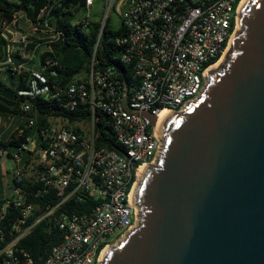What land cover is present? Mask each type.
Here are the masks:
<instances>
[{
    "label": "built area",
    "instance_id": "1",
    "mask_svg": "<svg viewBox=\"0 0 264 264\" xmlns=\"http://www.w3.org/2000/svg\"><path fill=\"white\" fill-rule=\"evenodd\" d=\"M95 1H86L85 12ZM243 1L122 0L117 10L128 29L121 40L125 45L123 60L132 63L138 82L125 88L118 76H112L111 68L95 71L92 67L87 78L68 88L69 107L79 102L88 104L91 119L67 125L63 117H54L44 131V146L31 137L23 145L35 162L37 174L30 180H39L43 191L56 192L61 202L77 194L96 200L89 212L58 218L63 238L44 264H103L110 244L115 246L136 227L141 213L134 202L136 185L143 167L155 163L165 146L159 130L160 115L184 110L205 91L208 71L219 67L217 63L239 31ZM20 21L21 15L15 14L12 21L0 24V35L9 41L3 64L18 70L25 66L14 63V51H23L25 58L33 57L25 50L30 39L18 30L25 24ZM2 69L0 65V73ZM23 108L31 110L30 104ZM96 110L110 115L122 150L98 143ZM145 111L157 115L156 123L144 115ZM13 161L12 173L3 180L5 203L0 218L7 206L16 208L19 218L9 229L0 227V264H32L30 255L17 245L34 226L30 220L37 203L31 196L42 191L25 189L22 182L28 173L21 155L15 153Z\"/></svg>",
    "mask_w": 264,
    "mask_h": 264
},
{
    "label": "water",
    "instance_id": "2",
    "mask_svg": "<svg viewBox=\"0 0 264 264\" xmlns=\"http://www.w3.org/2000/svg\"><path fill=\"white\" fill-rule=\"evenodd\" d=\"M240 11L205 91L160 125L164 149L135 188L139 223L103 264H264V0Z\"/></svg>",
    "mask_w": 264,
    "mask_h": 264
},
{
    "label": "trees",
    "instance_id": "3",
    "mask_svg": "<svg viewBox=\"0 0 264 264\" xmlns=\"http://www.w3.org/2000/svg\"><path fill=\"white\" fill-rule=\"evenodd\" d=\"M86 1L0 0V24L4 20L12 21L15 14H20L21 23L29 21L39 28L38 35L30 36L32 40L25 48L33 55L31 59L25 58L23 51L12 53L14 63L24 64L22 70L15 69L12 64H3L8 58L9 41L0 35V65H3L0 73V116H16L20 120L17 128L0 138V213L5 203L2 162L4 159L13 160L14 154L18 153L28 173L22 185L28 191H42L36 197L31 196L37 203L36 213L30 220L34 226L17 245L30 255L32 264H44L52 248L62 240L58 218L62 214L89 212L96 205V200L77 194L61 202L56 192L43 191L39 180H30L37 172L29 150H25L23 145L31 137L44 146V131L54 117H63L68 121L67 125L91 119L88 104L79 102L74 108L69 107L71 96L68 88L71 83L87 78L92 67L95 71L111 68L112 76H118L125 88L138 82L132 63L123 60L125 45L121 40L128 34V29L117 12V4H113L112 12L118 15L119 20L108 15L103 25V15L98 19L80 16L86 11ZM18 30L24 35L22 27L18 26ZM33 72L40 73L43 78ZM24 104H30L31 110L26 111ZM95 117L98 143L122 150L116 142L110 115L96 110ZM31 119L33 124H30ZM7 172L11 174L12 170ZM51 209L53 211L44 216ZM18 218V210L7 206L0 218V227L9 229L10 223Z\"/></svg>",
    "mask_w": 264,
    "mask_h": 264
},
{
    "label": "rangeland",
    "instance_id": "4",
    "mask_svg": "<svg viewBox=\"0 0 264 264\" xmlns=\"http://www.w3.org/2000/svg\"><path fill=\"white\" fill-rule=\"evenodd\" d=\"M116 3L117 4V8H121L123 3L122 0H96L94 5L91 7V9L87 12H82L80 14L81 17H90V18H94V19H98L103 15V18L105 15H112L113 19L115 20H119L118 15L116 13L112 12V6L113 4ZM118 12V10H117ZM119 13V12H118ZM102 18V19H103ZM24 25H23V29L25 30L24 34L30 39V36L33 35H38V30L39 28L32 25L31 22L29 21H24ZM39 37V36H38ZM25 55L28 56V53H26ZM65 124H68L65 122Z\"/></svg>",
    "mask_w": 264,
    "mask_h": 264
},
{
    "label": "crops",
    "instance_id": "5",
    "mask_svg": "<svg viewBox=\"0 0 264 264\" xmlns=\"http://www.w3.org/2000/svg\"><path fill=\"white\" fill-rule=\"evenodd\" d=\"M19 123L20 120L16 116H10L9 118L0 116V138L4 137L10 130L17 128ZM2 166L4 180L5 177L9 175L7 171L13 168L14 161L10 159H4L2 162Z\"/></svg>",
    "mask_w": 264,
    "mask_h": 264
},
{
    "label": "bare ground",
    "instance_id": "6",
    "mask_svg": "<svg viewBox=\"0 0 264 264\" xmlns=\"http://www.w3.org/2000/svg\"><path fill=\"white\" fill-rule=\"evenodd\" d=\"M242 30V26H240V28H239V31H241ZM229 50H230V48H229ZM225 60H226V55H225V57L221 60V61H219V63H217V65L216 66H220L221 64H223V62H225ZM165 116H166V112H163V113H161V115H160V122H163V120H164V118H165ZM139 223V222H138ZM137 226V225H136ZM134 229V228H133ZM125 239V238H124ZM124 239H122V240H124ZM121 241V240H120ZM119 243V242H118ZM117 243V244H118ZM116 244V245H117ZM115 245V246H116Z\"/></svg>",
    "mask_w": 264,
    "mask_h": 264
}]
</instances>
